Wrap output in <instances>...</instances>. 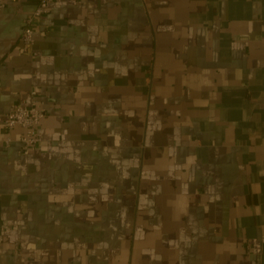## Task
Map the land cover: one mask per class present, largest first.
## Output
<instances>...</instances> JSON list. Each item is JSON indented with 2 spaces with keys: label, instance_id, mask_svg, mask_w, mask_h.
Instances as JSON below:
<instances>
[{
  "label": "crops",
  "instance_id": "obj_1",
  "mask_svg": "<svg viewBox=\"0 0 264 264\" xmlns=\"http://www.w3.org/2000/svg\"><path fill=\"white\" fill-rule=\"evenodd\" d=\"M35 0L0 13V264H264V0ZM36 92V95H33Z\"/></svg>",
  "mask_w": 264,
  "mask_h": 264
},
{
  "label": "built area",
  "instance_id": "obj_2",
  "mask_svg": "<svg viewBox=\"0 0 264 264\" xmlns=\"http://www.w3.org/2000/svg\"><path fill=\"white\" fill-rule=\"evenodd\" d=\"M10 0H0V13ZM20 2L23 0H11ZM36 7L31 14L25 18L24 28L21 36L24 49H29L35 42L34 29L37 20L50 11L51 0H35ZM36 95V92H33ZM45 109L38 105L37 99L32 103L20 102L5 115V136L0 138V145L10 146L13 141L12 132L16 127H21L23 132L19 137L20 148L30 150L37 147L42 141L39 133V125L45 117Z\"/></svg>",
  "mask_w": 264,
  "mask_h": 264
},
{
  "label": "rangeland",
  "instance_id": "obj_3",
  "mask_svg": "<svg viewBox=\"0 0 264 264\" xmlns=\"http://www.w3.org/2000/svg\"><path fill=\"white\" fill-rule=\"evenodd\" d=\"M37 103H38V105H40L38 101H37ZM40 106H41V105H40ZM42 120H43V119H42ZM41 122H42V121H41ZM40 124H41V123H40ZM39 126H40V125H39ZM39 133H40V132H39Z\"/></svg>",
  "mask_w": 264,
  "mask_h": 264
}]
</instances>
